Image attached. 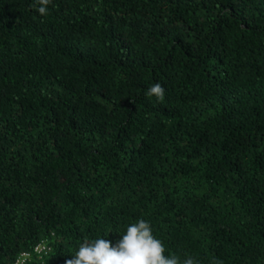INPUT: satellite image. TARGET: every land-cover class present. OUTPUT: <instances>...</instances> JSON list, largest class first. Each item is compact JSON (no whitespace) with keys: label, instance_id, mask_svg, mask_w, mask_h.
Listing matches in <instances>:
<instances>
[{"label":"trees","instance_id":"obj_1","mask_svg":"<svg viewBox=\"0 0 264 264\" xmlns=\"http://www.w3.org/2000/svg\"><path fill=\"white\" fill-rule=\"evenodd\" d=\"M39 6L0 0V264L140 219L181 261L264 264V0Z\"/></svg>","mask_w":264,"mask_h":264},{"label":"clouds","instance_id":"obj_2","mask_svg":"<svg viewBox=\"0 0 264 264\" xmlns=\"http://www.w3.org/2000/svg\"><path fill=\"white\" fill-rule=\"evenodd\" d=\"M50 0H40L38 12L46 15ZM146 94L163 99L164 89L154 83ZM163 242L153 235L150 223L140 219L127 226L115 243L105 238H95L81 243L65 264H197L192 257L182 261L172 253L165 255Z\"/></svg>","mask_w":264,"mask_h":264},{"label":"built area","instance_id":"obj_3","mask_svg":"<svg viewBox=\"0 0 264 264\" xmlns=\"http://www.w3.org/2000/svg\"><path fill=\"white\" fill-rule=\"evenodd\" d=\"M50 251L51 249L45 242H43L34 249L33 255L28 253L21 254V256L16 260L14 264H27L34 258H36L37 260H42L46 255L50 253Z\"/></svg>","mask_w":264,"mask_h":264}]
</instances>
